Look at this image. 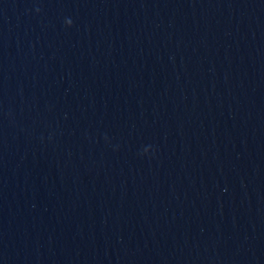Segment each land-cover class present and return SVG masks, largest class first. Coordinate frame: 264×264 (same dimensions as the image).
Instances as JSON below:
<instances>
[{"label": "water", "instance_id": "obj_1", "mask_svg": "<svg viewBox=\"0 0 264 264\" xmlns=\"http://www.w3.org/2000/svg\"><path fill=\"white\" fill-rule=\"evenodd\" d=\"M0 264H264V0H0Z\"/></svg>", "mask_w": 264, "mask_h": 264}, {"label": "clouds", "instance_id": "obj_2", "mask_svg": "<svg viewBox=\"0 0 264 264\" xmlns=\"http://www.w3.org/2000/svg\"><path fill=\"white\" fill-rule=\"evenodd\" d=\"M68 23H71L70 21Z\"/></svg>", "mask_w": 264, "mask_h": 264}]
</instances>
